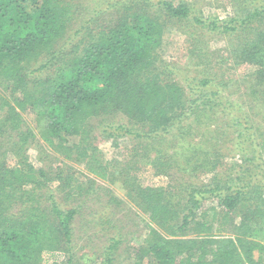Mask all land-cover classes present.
I'll return each instance as SVG.
<instances>
[{
    "label": "trees",
    "instance_id": "trees-1",
    "mask_svg": "<svg viewBox=\"0 0 264 264\" xmlns=\"http://www.w3.org/2000/svg\"><path fill=\"white\" fill-rule=\"evenodd\" d=\"M250 5L221 21L192 17L196 26L217 30L226 39L228 55L223 62L254 66L249 74L254 80L244 75L242 87H235L242 97L235 111L228 93L226 97L221 94L229 80L215 82L211 73L212 80L203 77L196 82L198 91L194 87L186 91L182 81L156 65L161 60L157 48L168 18L175 23L189 17L191 9L183 2L163 0L158 6L163 17L157 11L151 14L142 7H126L118 22L85 29L69 41L65 36L71 9L65 0H0V110L7 109L0 116V129L7 128L0 139L15 138L11 147L18 148L19 157L15 167L0 163V264H45L50 260L59 264L57 257L63 253L58 250L67 252L66 264L75 256L70 239L77 210L61 209L50 193L48 204L41 199L24 204L22 198L28 194L22 184L35 179L39 187L58 180L61 189L72 188V194L83 187L75 182L72 166H58L49 174L44 169L35 172L27 162L23 144L28 139L37 143V137L26 128L21 141L20 110L26 108L35 113L37 134L53 151L83 164L86 175L104 181L120 178L127 188L126 195L139 210L146 229L131 264H142L144 256L154 264H264V129L257 133L250 117L260 116L264 108V0H252ZM195 40L202 62V38ZM45 55L38 68L51 64L52 74L37 75L29 83L25 65ZM194 95L201 100L203 115L198 114L194 119L197 126L186 131ZM214 106L234 114L236 150L243 156L235 173L232 165L227 167L221 161V141L215 139L216 146L208 150V145H202L205 131L201 127L219 120L208 112H214ZM114 113L126 121L101 127L100 120L93 122ZM217 125L221 130V123ZM95 129L114 145L119 136L145 138L135 142L134 153L131 150L124 165L111 169L99 156L92 133ZM139 129H146L145 133ZM190 137L197 140L190 141ZM175 144L179 147L170 152ZM150 151L155 152L153 157ZM142 163L169 177L171 169L177 175L197 168L209 177L197 181L198 173H194L196 182L186 186L174 177L165 186L141 185L133 172ZM222 167L230 173L224 175ZM93 181L87 178L89 185ZM108 201L122 203L113 196ZM120 242L121 238L112 237L103 251L94 250L100 259L97 264H112Z\"/></svg>",
    "mask_w": 264,
    "mask_h": 264
},
{
    "label": "rangeland",
    "instance_id": "rangeland-1",
    "mask_svg": "<svg viewBox=\"0 0 264 264\" xmlns=\"http://www.w3.org/2000/svg\"><path fill=\"white\" fill-rule=\"evenodd\" d=\"M171 1L174 4L183 2L187 4L191 10L189 12V17L176 20L175 23L174 20L168 18V22L162 31V43L157 48V52L161 59L156 60L157 67L159 69L164 68L166 74L168 72L170 77L182 81L186 91H189L190 87H194L195 91H198L195 85L196 82L203 77H208L212 80L211 73H213L215 82H218L220 79L229 80V86H226V90L222 91L221 94L226 97L228 93V100L231 101L230 104L236 111L239 103L242 101V97L239 96L241 90H235V87H242L240 79H242L244 75L250 78L249 74H253L254 66L249 67L247 64H240V66H238L231 61L226 63L223 62V57L228 55L225 44L226 39L220 36L217 30H210L207 26H196L192 17L195 15L208 21H221L235 15L236 11L243 6H251L250 2L252 0ZM65 2L70 4L71 9V20L68 24L65 36V38H70L69 41H73L76 37L81 36V33H83L85 29L89 31V29L96 25L118 22L125 8L129 6H136V8L142 7L151 14L157 11L161 14L160 17H163V11L158 7L163 0H65ZM201 38L202 41L199 44L204 48L205 56L202 62L198 50L196 49L199 45L195 40ZM47 56L48 55H45L44 58L39 57L36 60H31L28 65H25V68H28V82H32V79L37 77V75L44 77L47 74H52L51 64H49L50 66L48 67L44 66L38 68L41 64H44ZM174 69H177V72H175ZM170 71L172 72L170 73ZM231 77L233 78L232 80H230ZM250 79L254 80L253 75ZM246 83H248V81ZM219 88L221 89V87ZM192 98V100L195 99V103L187 119V123L191 124L186 125V131H191L192 127L197 126L194 124V119L198 114H201L199 107V105H201V100L195 95L192 96ZM10 102H13L12 99ZM196 104H198V106ZM4 108V110H0V116L5 114L7 109L6 107ZM229 110L230 109H225L221 106H214V112L208 111L209 114L219 118L217 123H221L222 128L219 130L217 123H207L203 125L201 130L205 131L203 137L205 140L202 141V145H208V150L215 145V139H217V142L218 140L219 142L221 141L219 146V153L222 158L221 161L222 163H227V167L232 165L233 168L231 172L235 173L241 167L239 162L241 161L240 157L243 156L241 151L236 150L237 132L235 128L237 124H235L233 119L234 114ZM20 111H22L20 116L22 118V129L24 131L21 141L24 140L26 128L33 130L37 137V143L34 141L29 142L28 139V141L23 144V153L26 156L27 162L30 163L35 172H37V169H44L49 174H52L54 168L58 166H72L70 172H74L73 177L75 182L78 181L83 185L79 192L72 194V188L65 187V191H63L61 189V183L58 180L48 182L44 187H39V185L35 183L37 179L30 180L28 183L22 184V189L25 188V190L28 191L27 195L24 193L22 196V198H24V204L35 203L36 201L32 202V200L35 199L45 200L46 203H49L50 199L48 198V193H50L61 209L73 208L77 210L72 223L73 233L70 239L73 243L71 248L73 252L72 255L75 256H73L74 259L70 264H97L100 259L96 257L94 250L100 249V251H103V247L108 245L112 237L121 238L112 264H131L136 259L134 250L137 251L139 246L143 243L146 229L143 226V221H140L141 215L139 210L134 207L130 199H128L126 195L127 188L121 183L120 178H115L113 181H104L94 176L86 175L83 164L64 158V156L53 151L46 142L39 138L37 134L38 127L36 126V116L32 110L26 108ZM263 115L264 108L260 116L250 114L254 127L259 129L256 131L257 133H261L264 129ZM99 120L101 127L104 124L107 125L109 122H111L112 125L123 123L126 121V118L114 113L112 115H107L105 118H96L93 122ZM5 129L7 128H1L0 133L4 132ZM145 130L139 129L143 134ZM219 131L226 132L225 136H218L217 133H219ZM92 133L95 136L94 142L98 147L99 156L102 157L104 161L109 162L111 169L114 168V165L118 169L124 165L128 161L126 158L129 153H134L136 146L135 142H144L145 138L142 137L143 135L141 137L138 136L139 138L135 137L134 139L130 136H119L117 138L118 144L114 145L111 142L112 139L106 140L98 129H95ZM197 133L194 132L193 134ZM10 134L7 136H10ZM15 134L16 132L13 133L14 136ZM237 138L238 140L242 139V137L239 136H237ZM13 139L15 138L11 137L10 140H7V138L0 139V163L4 162L5 164H3L9 168L15 167L19 160L18 152H16L18 148L11 147ZM189 140L196 141L197 138L193 140L192 137H190ZM38 143H40L41 146H38ZM177 147H179V145L175 144L173 148H169L170 152L177 150ZM149 154L153 157L155 152L150 151ZM189 154V151H185V155ZM175 156L176 155H174V157ZM181 163L185 165V161ZM222 168L226 169L224 175L230 173L226 167ZM222 168L219 169L221 172L223 171ZM253 170H255L254 167ZM194 171L193 173L184 171L176 175L174 174V170L171 169L170 172L172 175L170 177H174L176 181L182 182L183 186L193 181L196 182V180L206 181L209 177L207 174L200 173L201 168L194 169ZM260 172L261 174L263 173L262 170ZM133 173L136 177V182L141 185L165 186L169 180L172 179L168 175L162 173L157 174L151 165L144 163L139 164L138 168L134 170ZM194 173H198V179L195 178L196 180L192 179L194 178L192 176ZM88 177L94 179V184L89 185L87 183ZM259 178L260 176H258L257 179ZM110 196L122 201V203L116 204L115 202H109ZM67 247L69 248V246ZM68 248L65 247V251H67ZM58 251L63 253V256L57 257V261L59 264H66L67 252L64 253V250ZM43 256L47 258V253H43ZM51 261L52 260H50V262L45 261V264H51ZM142 264L154 263L148 256H144Z\"/></svg>",
    "mask_w": 264,
    "mask_h": 264
}]
</instances>
